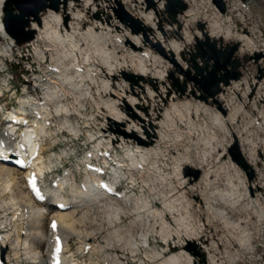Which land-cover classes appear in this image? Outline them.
Instances as JSON below:
<instances>
[{
    "label": "bare ground",
    "instance_id": "1",
    "mask_svg": "<svg viewBox=\"0 0 264 264\" xmlns=\"http://www.w3.org/2000/svg\"><path fill=\"white\" fill-rule=\"evenodd\" d=\"M146 1L61 0L57 10H47L42 14L40 26L34 20L31 22L29 27L31 30L36 31V35L30 43V46L35 47L34 53L40 62L46 58L45 51L51 54H58L59 56L57 63L54 62L53 65L59 69V73L51 78V84L44 86L46 93V111L51 117L58 118L59 124H57V128L70 131V143L80 138L79 132L74 130L82 127L79 126V123L74 124L69 121V117L73 113L71 107L74 105L70 107V104L66 102L67 97L70 95L79 96L82 93L84 95L87 94L91 98L85 99L93 102L97 106L98 112L104 110L106 113L104 118L107 120L108 128L103 129L102 132L108 135V140L110 139L113 144H119L121 146L127 145L128 157L124 153L121 160H117L119 165H122L119 168L121 173L127 175V168H129V175H123L125 180H130L131 184H136V180H132L130 177V173L133 171H138L147 176L149 174L153 175V180H145L146 183H142L141 187L143 191L148 188V192L157 194L153 196L154 199H157L158 195H160L162 206H157L156 202L154 203L155 200H151L155 208L150 207L151 205L147 201H144L142 199L143 195L139 193H129L130 196L128 199L118 201L105 195L99 199L93 190H88L87 194L79 192V196L73 198V203L69 204L65 198L62 199L60 197L58 200L56 197L50 198L49 200L53 202H63L69 206L74 204V207L70 210L55 212L52 210V207L55 208L54 204L51 205V208H45L31 197L26 183L24 184L21 181L22 177L27 179L30 176L29 173L22 176L20 170L0 163V206L3 208L8 207L13 212V218L8 223L14 226L15 232L13 235L8 233L5 225H3L5 230H0V260L3 263L22 264L16 258H19V247L23 245L24 255L27 258L30 257L35 264H45L47 262L52 264L54 261L51 258L52 250L56 245L52 238L54 234L60 235L62 243L68 237L74 236L76 239L83 240V242H92L88 254L79 255L75 250V254H77L75 255L77 258L76 261L79 262L76 264H84L85 261H89L95 255L103 257L99 261L100 264H115V258L110 257L111 253L109 252L112 250L114 244L119 249L121 247L122 252L126 250L127 252L125 254H130L133 259L142 247L146 253H150V250H153V248L147 233H144L142 237L140 235L141 243H138V240L134 241L135 236L131 235L129 237L127 236L128 238L123 242V240L121 241L122 237H118L116 234L119 230L115 229L112 231V234L107 232L110 235L106 240L108 242L105 241L104 245H100V243L90 241L93 236L92 231L83 227L85 220L83 217L76 216L78 214L77 210H80L83 206L88 208L96 205L103 215L105 213L107 217L108 214V223L112 225L118 220L119 216L128 214V212L122 209L124 205L128 206V204H130L131 208L129 209V213L131 215L132 211L134 213V218H129L131 221L128 219L130 224L144 220L143 224L140 225H145L149 230L151 225L149 222H146V219L150 221V217H153L154 222L159 223L161 226L159 230L160 239L166 245H169V240H173L174 237L181 239L182 234L184 235V237L182 236L183 242L189 241L197 243L196 247L189 243L179 253L168 254L167 249L166 251L164 249L160 251L154 248L153 253H150L153 256L151 257V264H196L189 251L194 252V255L197 256H200V252L204 254L203 264H223L221 254H226L230 263L239 261L244 264H256L262 258L257 251L256 244L264 237L263 227L260 228V224L257 223L247 224V220H245V218L247 219V214L245 217L243 216L246 208L240 206L239 201L241 196L234 192L237 188L232 183L231 189H233V192H223L220 190L209 192L211 189V168L207 169L209 164L204 152V155L199 160L195 161V159L190 160L188 158L185 162L182 161L179 169L173 170V174L171 175L167 172L162 173L155 168L152 169L148 163L150 158L156 159L161 154L159 146L165 138L162 129L165 126L168 127L170 122H172V113L180 112L182 108H190L193 103L192 94L194 92L195 95L201 93L193 84L188 86V83H186L187 88L185 89L184 82H187L186 77L202 76L213 66V63H208L206 60L199 59V57L196 58L193 47H190L192 34L195 36L200 48L213 56L215 65L217 61V65L219 64L221 67L220 75L224 74L227 70L228 72L244 70L245 75L241 79L237 81L229 80L227 85L220 83L217 87H214L212 89L213 94L208 99L210 101L209 105L216 109V114L214 115L215 125L230 137V141L231 135L229 134V129L225 126L224 117L217 110V106L219 109V105L223 103L224 108L226 107L227 111H229L228 108L235 103V98L232 94L242 85L246 88L243 91L244 93L242 92L243 98H247L251 92V95L253 94L252 100L255 103L256 101L259 103L260 101L264 102V96L260 95V91L264 90V50L259 46H255L253 39H250L251 37H247L244 34H233L231 37L233 41L227 42V40L220 46L218 44L216 45V34L220 35L223 32L222 18L227 20L228 13H221L213 8L216 13H213L215 19H210L211 22H208V25L211 27V32L207 34L206 32H200L202 26L199 23L193 24L191 22L190 16H194L192 19L196 18V11L198 10L194 11L189 6L184 13L173 18L164 10L162 6L164 4L163 0H153V6L151 8L145 6ZM183 1L189 2V0ZM251 1L252 4L255 3V0ZM204 2L205 5L211 7V0H204ZM3 4L4 0H0L1 37L4 35L1 31V8ZM118 6L125 7L127 11L129 10L135 13L137 16L135 17L140 22L138 33L134 34L130 29L119 24L117 16ZM83 16L86 22L85 26L80 28V22ZM228 22L227 20V24ZM78 29H81V31ZM225 30L224 38L230 39L229 36L232 35L230 26L228 25ZM117 38L125 40L128 43L127 45H129L127 51H124V61H122V53L118 43H112ZM41 42H43V46ZM229 46H238V49L235 57L222 67L221 65L225 63V59L228 57L227 52ZM152 47L160 48L165 58L158 57L153 52ZM4 54L5 59L9 62L8 64H13L10 54L5 49H3ZM144 54L146 55L144 56ZM258 54L261 56H258ZM21 55L19 54L18 56ZM3 60L0 59V75L5 79L0 81V85L3 90L7 91L6 86L12 77L8 74L6 70L8 65ZM130 73L137 75V81L135 83L132 81L128 83L126 80V75ZM91 84L93 85V89L90 87ZM182 88L185 89L184 93L180 92ZM91 89L96 92L94 96L90 91ZM224 92H228L227 95ZM24 98H20V102L24 101ZM75 98L77 97L75 96ZM2 106L3 104L0 102V111L4 109V106L3 108ZM80 107V111L78 109L77 112L74 108V112L78 115H81V111L84 110V105ZM232 109L233 112H227L231 118L237 113L236 106ZM17 115L19 116V114ZM34 121L37 122L36 120ZM254 122L249 123V127L251 126L252 128ZM10 126L13 127L14 125L10 124ZM113 126H117L116 129L112 128ZM247 126L244 129H247ZM256 127H258V124H256ZM51 132L53 134V131ZM245 132L248 131L245 130ZM87 136L91 139V144L87 146V150L90 149L95 155L99 136L95 137L93 134H87ZM142 136H147L148 138L144 139ZM177 137L176 141L184 139L182 138V134H179ZM211 139L216 140V136H211ZM58 140L61 143V138H58ZM94 140L97 142L96 144H92ZM245 141L250 143L249 138L245 139ZM149 142H152V144L150 145ZM261 142L264 145V140H261ZM62 143L63 149L59 151V154L51 153V161L57 162L60 158L70 156L73 162L72 165H75V169L73 168L74 171L81 176L80 178H83L82 175H85L82 166L84 157H78L80 153L78 154L75 147L68 149L65 147V143ZM43 149L44 146H42L41 151ZM160 157L163 156L161 155ZM93 159L98 158L94 156L91 161H94ZM248 159L250 164L254 165V162H257L258 159L257 150L251 149L248 154ZM43 161L39 166L40 173L51 164L49 161ZM174 161L176 164L179 162L178 158H175ZM130 162H132L131 165H128ZM112 163H115L113 159L107 162V164ZM57 165L59 166V164ZM184 165H189L192 168L196 167L199 170L205 166V170L201 173L200 179L194 185L187 183V178H185L182 171ZM112 172L111 169L109 173L111 174ZM117 178V174H114L113 180L118 181ZM60 186H62V183ZM189 186L190 188H188ZM187 188L190 191L199 190L206 195V197L203 196L204 205L207 210L206 213H211L213 219L221 223L224 227L230 226L237 229L234 232H230L226 237H223L228 238V240L231 238L236 240L237 247L232 246L228 242V248H225L222 253L220 252V245L213 237L210 240L204 239V227L199 225L198 230H196V227L190 224L192 220H195V214L199 215L202 208L194 206L192 200L187 196ZM58 190L54 192V195H58ZM251 204L255 208L253 209L254 216H257V220H261L264 217L263 204L257 199V196L251 200ZM167 214L179 224V227L176 229L172 228L167 220ZM51 220H55L57 223L56 232L52 231L49 227ZM122 224L124 225V223H115L114 226L118 228ZM22 226L27 227V230L24 231ZM47 226L49 229L46 228ZM120 228L123 229L125 227ZM92 230L93 232L100 231L102 230V226H97L96 229ZM45 242H49L50 245L47 254L39 250V246H44ZM122 242L124 243L123 246H121ZM86 243L84 244L86 245ZM147 243L149 245L146 247L145 245ZM11 249H13L12 256L15 257L14 259H11L8 253V250ZM94 249L97 250L96 254ZM60 256L61 254L59 258ZM157 260L159 262L155 263ZM199 261H197V264L200 263ZM119 262L120 264H131L127 258H120ZM60 264L64 263L61 262ZM139 264L144 263L139 262Z\"/></svg>",
    "mask_w": 264,
    "mask_h": 264
},
{
    "label": "rangeland",
    "instance_id": "2",
    "mask_svg": "<svg viewBox=\"0 0 264 264\" xmlns=\"http://www.w3.org/2000/svg\"><path fill=\"white\" fill-rule=\"evenodd\" d=\"M60 1L61 0H59V5H60ZM214 1L215 0H211V7L205 5L204 0H189V2L188 1L186 2L188 4V7L190 6L194 11L198 10V11H196V13H197L195 16L196 18L192 19L194 16L193 17L190 16V19H191V22L193 24L199 23V25L202 26L201 27L202 29H200L201 33L206 32L207 34H209L211 32V27L208 25L209 24L208 22H211L210 19H213V20L215 19V17L213 16V13H215L213 8L218 10V12L223 13L221 10H219L218 6L216 5V3H214ZM222 1L225 5V12L224 13H228V17H227L228 19L227 20L229 22L227 24V20L222 18L223 20H225V21L222 20V28H223L222 31L223 32L220 33V35L216 34L217 35L216 36V40H217L216 45L218 44L220 46L221 44H223V42H225L227 40H228L227 42L233 41L232 40L233 38H231L233 36V34L234 35L235 34H244L247 37H251L250 39H253L255 46H259V47H261V49L264 50V23H263V21H264L263 20L264 19V15H263L264 14V0H255V3H253V4H252L251 0H229V1L228 0H222ZM143 2H144V0H143ZM163 3L164 4L162 6L166 7L167 1L163 0ZM192 5L194 6V8ZM196 5H197V7H196ZM145 6L147 8H151L153 6V0H147ZM227 6H229V7H227ZM258 8H261V9H258ZM258 12H260V13H258ZM168 15H171V14L168 13ZM206 15H207V17H206ZM117 16H118L119 24H122L126 28L130 29V31L134 34L138 33L139 28H140V22L136 18L137 16L135 15L134 12H131L129 10L127 11V9H125V7H121V6L119 7L118 6ZM84 18L85 17L83 16V18L81 19L80 28H83L85 26L86 19H84ZM204 22H206V23H204ZM62 25H63V22H62ZM228 25L230 26V30L232 31L231 32L232 35L229 36L230 39L224 38V36H225L224 33L226 31L225 29H227ZM78 30L81 31V29H78ZM199 35H200V33H199ZM190 41H191L190 47H193L196 58L199 57V59H201V60L203 59L204 61L206 60L208 63H211V64L213 63L212 64L213 67L211 69H209V72H207L205 75H203V77L202 76L186 77L187 82H184L185 89L187 88L186 83H188V86L193 84V86L196 89L200 90L201 93H199L198 95H195V92H194V94H192L193 103H192L190 108H188V109L182 108L183 110L180 108L181 109L180 112H177V113L173 112L172 113V115H173V116L171 115L172 122H170V124H169L171 126L168 125V127L165 126L162 129V133H163L165 138L163 140V143H161L159 146L160 147L159 149L161 151V154L157 157L159 159H157V158L151 159L150 158L148 164L150 165V167L152 169L155 168V169L161 171L162 173L167 172L168 174L171 175V174H173V170L179 169L180 165L182 164V161L185 162L186 159H188V158L190 160L195 159V161H196V160H199L204 154H206L207 162L210 166V167L208 166L207 169L211 168L210 171L212 172V173L210 172V177H211L210 188L211 189L209 188L210 189L209 192L210 191H219V190L223 191V192H225V191L231 192L233 190V189H231L232 188L231 183H232V185L237 188V190H234V192L238 193L241 196L240 201H239L240 206H243L244 208H246L245 209L246 212L243 214V216L245 217L247 214V219L245 218V220H247V224L248 223L249 224L250 223L251 224L257 223V224H260V226H259L260 228L263 227V229H264V217H262L261 220H257V216H254V214H253V209H255V208L251 204V200L256 198V196H257V199H259V201L264 206V145L261 144L262 143L261 139L264 138V133H263V131H264V123H263L264 122V119H263L264 115H257V112L251 113L252 111H245L246 118H251V120H254L255 123L253 124L252 128H251V126L249 127V123H243L242 124V131L244 133H251L253 130H257L258 127H256V124H261V128H263L262 130L259 129V130H261L260 135L256 137V139H258V137H259V139L257 140L258 143L256 144V147H254L255 143L252 142L250 140V138H249L250 143H247L245 141V139H246L245 138L243 140L244 142L241 144V146H245V147L249 148L248 154H249V151L251 149L257 150V153H258V159H257V162H254V165L250 164V161L248 159V154H247L246 161L249 162L248 164H250L251 168L253 169V176H254L253 179L250 180L248 178V176H246L244 170L242 168L238 167L236 165V163L234 161H232L230 154H229L230 146H226V144L228 142L229 143L231 142L230 137L227 136L224 133V131L219 130L217 128V126L215 125V123H214V119H215L214 117L215 116L214 115L216 114V109L213 106L209 105L210 101H208V99L212 95L211 91H210L212 87L210 89H208L207 84L214 82L216 80H219V77H220L219 67L215 65V62H214L213 58L210 56V54L207 51H204L200 48V45H199V43H197L195 36L193 34H192V38L190 39ZM114 42L118 43V45L120 46L119 49H121V53H122L121 58H122V61H124V59H125V58H123L125 55L124 51H127V47H129V45H127L128 43H126L125 40H122L121 38H119V39L117 38L116 40L114 39V41L112 43H114ZM41 43H42L41 45L43 46L44 45L43 42H41ZM1 46H2V44H0V59H2V60L4 59L3 62L5 61L6 64L8 65L9 62H8V60L5 59V54L3 55V49H5V48L4 47L2 48ZM33 48L35 51L34 46H33ZM152 50H154L153 52L158 57H164V55L162 54V50H160V48L158 49V47H152ZM25 52L26 53L28 52V54H31L32 56L34 55L33 51L30 52V51L26 50ZM202 52H204V53H202ZM19 54L20 53H17V55L15 54V56L18 57ZM50 55H52V56H51V58L49 57V62L51 64H54V62L57 63L58 57H59L58 54L53 53ZM145 55L146 54H144V56ZM47 60H48V58H47ZM31 61H32L34 69H36L37 72L45 71V68L42 66V63L39 60L32 59ZM14 62L15 61H13V63ZM127 62H128V60H127ZM193 62H195V61H193ZM34 63H35V65H34ZM241 71L242 70H240V72ZM242 72H244V71H242ZM13 77H14L13 83L15 84L16 87H18L21 84L20 79L15 75H13ZM4 79L5 78L0 75V81H3ZM25 79H26V77H25ZM126 80L128 81V83H131V81L135 83L137 81V75H134L132 73L127 74ZM90 87L93 89L92 84L90 85ZM92 89L90 91H91L92 95L94 96L96 94V92ZM185 89L182 88V90L180 92L184 93ZM239 89H240V91H236V92H234V94H232V96H234V98H235L234 99L235 101L233 100L235 103H233V105H231L229 107V111L233 112L232 108L241 102L247 103V104L253 103V104L257 105V109L261 110V107L263 106L264 102L260 101V103H258L256 101V103H255L252 100L253 94L251 95V92L249 93L247 98H243L242 92L245 91L246 88L244 85H242ZM239 89H237V90H239ZM225 93L227 95L228 92H224V94ZM260 95L264 96V90L260 91ZM75 96L77 98H75ZM228 96H229V94H228ZM85 98L90 99L91 97H88L87 94L84 95L83 93H82V95H79V96L70 95L67 97L66 103L67 104L69 103L70 107L72 105H74L71 107L72 108L71 111L73 113L70 115L69 121H70V123L74 122V124L79 123V125H83V123H85L83 125V127L86 128V127L92 126L94 129L97 130L98 134H100L101 131H103V129L108 128L107 120L104 118V115L106 113L104 110L103 111L101 110L98 112L97 106L93 102H90L89 100H87ZM45 99H46V97H45ZM238 101H240V102H238ZM74 102H77V103H74ZM81 105H84V107H83L84 110L81 111V115H78L77 113L74 112V108L76 109V112L78 109H79L78 111H80ZM184 109H186V110H184ZM217 110H219L218 106H217ZM229 111H227V112H229ZM219 112L221 113V116H222V112L220 110H219ZM181 114H182V116H180ZM222 117H224L225 123L227 122L229 124V127H228L229 130L228 131H229V133L231 132L230 134H233L232 139H234V134H236V128H237L238 124H236V125L231 124L227 120H225L224 115ZM59 118H61V117H59ZM238 120H239V118H238ZM71 121H73V122H71ZM246 125H248L247 126L248 128L244 129L246 127ZM116 127L113 126L112 128L116 129ZM203 128H204V130H203ZM194 130H195V132H194ZM202 130H203V132H202ZM245 130L248 132H245ZM65 132H67V133L64 134V132H62V134L60 135L61 136L60 137L61 143L62 142L65 143V147H67L68 149L69 148L71 149V147L72 148L75 147L76 151H78V154L80 153V155L78 157L84 156V153L87 152V146H89V144H91V139L88 138L87 134H93V135H95V137L99 136L93 130L86 131L85 133L79 132L80 138L77 141L70 143L69 141L71 138V135H70L71 133H70V131H65ZM114 132H115V130H114ZM117 132H120V131H117ZM166 133H167V137H166ZM179 134H182V138H184V139L176 141L178 138L177 136ZM213 135L216 136V140L211 139V136H213ZM82 136L86 137V138L82 139ZM201 137H203V138H201ZM142 138L147 139L148 137L142 136ZM146 141L148 142V140H146ZM233 141L234 140H232V142ZM204 142H205V144H203ZM96 143L97 142H95L93 144H96ZM203 152H204V154H203ZM161 155L163 157H160ZM72 156L76 157L75 155H72ZM175 158H178V161L180 163L177 162L178 164H176L174 161ZM208 158H210V159H208ZM217 159H219V160H217ZM131 163L132 162H130V164H128V165H131ZM73 166H75V165H73ZM175 167H176V169H175ZM194 170L199 172V176L197 179L192 175V172H194ZM204 170H205V166L202 167L201 170H199V169H196V167L192 168L189 165H184L183 169H182L183 175L185 176V178H187V183H190L191 185H194L196 183V181L198 179H200V177L202 175L201 173H203ZM213 170H214V173H213ZM130 174H131V176H130L131 179L136 180L135 181L136 184L135 183L131 184V181H130V185H129L130 187L128 186V190L130 188V194H134V193L138 194L139 193V194L143 195L142 199L144 201H147L151 205L150 207L155 208V206H154L155 202H156L157 206L161 207L162 206V202H161V198H160L161 196L158 195L157 199H154L153 196L154 195L156 196L157 194H153L151 192H148V188L144 189V191H143V188L141 187L142 183L143 184L146 183L145 180L146 181H148V180L152 181L154 176L151 174H149L147 176V175L142 174L138 171H133ZM21 181H22V179H21ZM212 181H213V183H212ZM228 181H230V182H228ZM124 187H126V185H124ZM188 188H190V186ZM188 188H187L188 191L186 190L188 192L187 196L192 200L194 206H199L200 208H202V211L199 212V215L195 214V220H192L190 222V224L194 225L196 227L195 228L196 230H198L199 225L201 227H204V233H203L204 239L210 240V238L213 237L217 241V243L220 245V252H222V253H223V250L225 248H228V242H230L232 246L237 247L236 240H234L232 238L229 240H228V238H223V237H226L230 232H234L237 229L232 228L230 226L224 227L221 223H219L218 221L213 219V216L211 213L207 214L206 213L207 210L205 208L204 201H203V196L206 197V195L204 193L200 192L199 190L190 191ZM141 195H139V196H141ZM151 200H155L154 203H153V201L151 202ZM160 207H157V208H160ZM122 209L130 212V210H129V209H131L130 204H128V206L124 205L122 207ZM77 212H78V214L76 215L77 217H81V218L83 217L85 219L83 222V227H85L87 230L92 231V233H93L92 240L94 242L100 243V245H104L105 241L110 236L109 233L112 234V231L116 229V230H119V231H117L116 234L118 235V237H122L121 241L123 240V242L125 239H127L131 235V236H135L134 241L138 240V243H141L142 240H140V235L142 237L144 233H147L149 240H151V246H152L153 250H154V248H156L157 250H160V251H162L163 249L166 251L167 248L171 249L170 243H169V245L166 246V245H164L165 243L163 242V240L160 239L161 236L159 234V230H160L161 226L159 225V223L154 222L153 217L152 218L150 217V219H149L150 221H148L146 219V222H149V224L151 225L149 230H148V227H146L145 225H140V224H143L144 220L143 221H136L134 224L133 223L130 224L129 218H128L129 220L126 219V222L124 223V225L122 224L121 226H119L117 228V226H114V223L112 225H110L108 223V214H107V217H106L105 213L103 215V213H101L99 211V209L97 208L96 205L88 207V208L83 206L80 210H77ZM12 218H13V212L11 211V209H9L8 207L3 208L0 206V228L3 227V225H5L6 226L5 229H7L8 233L13 235V233H15L14 232V226L13 225L11 226L8 223L9 220ZM133 218H134V213L132 211V219ZM106 219H107V221H106ZM92 220H93V222H92ZM167 220L171 224L172 228L176 229L177 227H179V224L176 223L173 220V218H171L168 214H167ZM125 224H126V226H125ZM205 224H206V226H205ZM97 226H102V230L93 232L92 229H96ZM44 227H45V224H44ZM120 227H122V228L125 227V228L121 229ZM251 228H252V226H251ZM5 229H0V230L3 231ZM22 229L24 231H26L27 227L22 226ZM107 232H109V233L107 234ZM106 236H108V237L106 238ZM182 236L184 237V235L183 234L181 235V239H179L177 237L173 238L172 241H173V244L175 245V248L169 253H179L181 251V249L182 248L185 249L189 245V243L194 245V247L197 246V243H195V242H189V241L183 242ZM23 238H24V236H23ZM74 240H77V239L74 237ZM74 240L72 239L73 242H74ZM106 242H108V241H106ZM123 242H122L121 246L124 245ZM256 247H257V251L260 253V255L262 257L258 261V263H256V264H264V237H262L261 240L257 242ZM19 250H20V256H19V258H16V259H18L19 263L35 264L33 262V260L30 259V257L27 258L24 255L23 245H21L19 247ZM39 250H41V251L45 252V254H47L49 251V243L45 242L44 246H39ZM121 250H122L121 247L119 249L118 247H116V244H114L112 247V250L109 251L111 253L110 257L115 258L114 256H117V258H119V257L120 258H127L128 262H131V261L134 262L135 261V264H139V262L144 263V264H151L152 263L151 257H153V256L150 254V253H153L152 249L150 250V253H146V251H144L143 247L140 248V252L134 258L135 260L132 258V256H130V254H125V252H127L126 250L123 252ZM8 253L11 256V259L15 258L12 256L13 255V249L8 250ZM189 253L192 254L193 260L196 264H197L198 260H200L199 264H203V262H204V256L203 255L204 254H201V252H200L199 253L200 256H197V255H194L195 254L194 252L189 251ZM92 257H93L92 258L93 260L90 259L89 261H85L84 264H100L99 263L100 260L94 261V259H96L97 257H95V256H92ZM221 257H223L221 259L223 261V264H244L243 262L241 263L239 261H234L233 263H230V261L226 257V254H221ZM158 262H159V260H157L155 263H158ZM4 264H6V263H4Z\"/></svg>",
    "mask_w": 264,
    "mask_h": 264
},
{
    "label": "water",
    "instance_id": "3",
    "mask_svg": "<svg viewBox=\"0 0 264 264\" xmlns=\"http://www.w3.org/2000/svg\"><path fill=\"white\" fill-rule=\"evenodd\" d=\"M166 1L167 3H166V7H164V10L167 13H170L171 14L170 16H172L173 18L177 15L184 13L185 10L188 8V4H186V2H184L183 0H166ZM214 3H216L219 10H221L222 12L225 11L224 3L222 2V0H215ZM58 6H59V0H6V4L3 9V13L5 16L3 19V25L5 31L8 32L9 35L16 41L17 45L23 46V44L33 40L36 34V31L31 30L29 27L30 22L34 20L37 23V25L40 26L42 14L47 10H51V11L57 10ZM237 48L238 46H229L227 52L228 57L225 59V63L221 65L222 67L225 66L226 63H229L231 59L235 57ZM210 56L213 58L212 55ZM258 56L261 55L258 54ZM216 65H217V61H216ZM217 66L219 67V71H220L221 67L219 66V64ZM242 71L228 72L227 70L226 72H224V74L221 75H220L221 72L220 71L219 80L207 84V88L210 89L212 87L210 91L211 94H213L212 89L214 87H217L218 84L223 83L224 85H227L229 83V80L237 81L238 79L243 77L245 73ZM263 109H264V103H263ZM219 110L222 112V115L224 116L226 115L227 109L226 107L224 108L223 103L219 105ZM233 140L234 141L229 148L230 157L238 167L244 170L246 176H248V178L251 180L254 177L253 169L244 159L240 150V146H238L236 139L234 138ZM149 144L151 145L152 142H149ZM192 175L197 179V177L199 176V172L194 170V172H192Z\"/></svg>",
    "mask_w": 264,
    "mask_h": 264
},
{
    "label": "built area",
    "instance_id": "4",
    "mask_svg": "<svg viewBox=\"0 0 264 264\" xmlns=\"http://www.w3.org/2000/svg\"><path fill=\"white\" fill-rule=\"evenodd\" d=\"M237 91H240V89ZM234 92H236V91H234ZM238 102H240V101H238ZM252 104L251 103L247 104V103H242V102L237 104L238 115H237V118L235 119L234 122H235V124H238V126L236 128V136H237V139L239 141L240 146L244 142L243 140L245 138L247 139V137H248V138H250V140L252 142L255 143L254 147H256L257 140L259 139V137H258V139H256V137L260 135L259 129H261V124H258V129L253 130L251 133H244L242 131V124L243 123H253V120H251V118H246L245 111H252V113L257 112V115H264V109L259 110V109H257V106L255 104H253V105ZM2 108H3V106H2ZM238 118H239V120H238ZM230 119H231V116L228 115L227 120L229 121ZM50 126H53V124ZM261 140H264V138H262ZM241 148H242V152H243L244 156L247 158L249 148H247L245 146H241ZM125 168H127V167L125 166ZM127 175H129V168H127ZM82 177L84 178V175H82ZM90 241H93V240H90ZM114 257H115V259H114L115 264H120L119 258H117V256H114ZM131 264H134V262L131 261Z\"/></svg>",
    "mask_w": 264,
    "mask_h": 264
},
{
    "label": "snow or ice",
    "instance_id": "5",
    "mask_svg": "<svg viewBox=\"0 0 264 264\" xmlns=\"http://www.w3.org/2000/svg\"><path fill=\"white\" fill-rule=\"evenodd\" d=\"M53 227H55V223H53Z\"/></svg>",
    "mask_w": 264,
    "mask_h": 264
}]
</instances>
